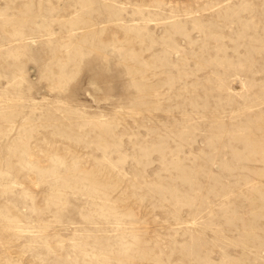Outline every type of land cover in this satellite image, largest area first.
<instances>
[{"label":"rangeland","instance_id":"rangeland-1","mask_svg":"<svg viewBox=\"0 0 264 264\" xmlns=\"http://www.w3.org/2000/svg\"><path fill=\"white\" fill-rule=\"evenodd\" d=\"M0 264H264V0H0Z\"/></svg>","mask_w":264,"mask_h":264}]
</instances>
